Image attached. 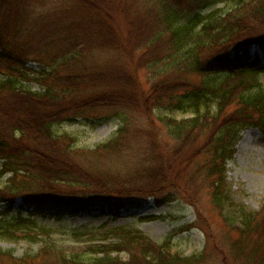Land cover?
Here are the masks:
<instances>
[{"label":"trees","instance_id":"trees-1","mask_svg":"<svg viewBox=\"0 0 264 264\" xmlns=\"http://www.w3.org/2000/svg\"><path fill=\"white\" fill-rule=\"evenodd\" d=\"M226 1L229 0H157L160 8L155 16L159 20L160 29L154 33L151 44H156L157 48H161L160 44H163L164 51H160L152 62L157 67L159 80L149 97L129 96V92H138L140 87L127 74L120 76L126 79L123 85L111 84L106 88L105 83L96 84L97 89L86 95L81 96V90L72 95L76 86L68 84L69 89H66L65 83H59V60L67 63L65 58L75 59L80 42L77 33L64 34L66 24L62 26L63 23L62 31L56 37V32H52L54 36H44L48 39L43 42L45 52L50 51L51 56L44 60L47 63L44 64L49 69L42 70L37 74L38 77L29 76L25 65L29 56L9 57L10 49L2 40L7 29L4 19L0 21V96L24 103V110L37 107V112L34 111L31 119H28L29 112L23 117H16L12 113L1 118L0 159L3 163L0 178L5 174L11 176L8 184L0 183V203L8 204L6 213L0 215V236L7 239H39L37 235H31L29 229L31 220L41 213H51L60 218L62 214H75L83 210L104 211V205L89 201L88 195L58 193L56 188L53 189L48 184L45 189L50 191L46 192L36 184L32 185L30 179L41 175L52 184L62 181L74 185L80 177L77 174L79 172L73 169L75 163L68 160L71 155L75 162V158H78L86 167L96 171L95 167L101 165H95L92 157L113 159L126 153L135 130L132 117L128 118L130 115L123 111L129 109L136 110L138 118L146 121L148 126L145 130L154 137L152 147H142L143 155L148 156L143 162L150 164L138 168L136 175L139 176V184H129L135 186L130 191L138 193L139 200L135 208H141L146 199L150 198L154 199L157 206H161L182 197L197 212L200 211L198 202L182 188L181 181L192 171L188 172L187 168L184 169L185 172L182 171V167L174 159L178 158L182 145L193 143L205 134L204 144L199 148L205 151L202 157L204 160L199 161L193 171L206 184L212 205L224 212L225 205L230 201L225 191L226 163L235 155V144L241 132L257 127L264 135V87L260 81L264 66L260 64L258 54H251L253 45L264 52V35L256 32V25L264 24V0H231L234 5L229 10L213 9L203 14L208 8ZM7 2L0 0V10L8 5ZM102 14V9L96 10L92 19L89 18L91 21L81 24L77 32L80 30L82 34L84 26L91 28L92 20H108L106 16L99 18ZM10 36V42L14 46L21 34L16 29ZM91 37L93 38L92 28ZM11 50L15 52L14 47ZM163 52L167 53L164 57L161 54ZM203 55L205 57L202 58ZM7 61L10 64L5 66ZM194 75L199 78L201 76V79L195 81L192 78ZM48 78L51 80H47ZM20 79L38 82L42 79L41 81L46 82L41 83L45 87L44 91L35 92L23 87ZM118 86L122 88H116ZM124 89L126 95L122 94ZM42 106L49 111L41 114ZM90 109H105L108 112L112 109L113 115L120 117L123 124L109 141L94 149L75 148V139L69 135H59L54 126L74 121ZM24 110L23 113L26 112ZM175 112L188 116L177 119ZM158 121L162 123V131H166L165 136L157 132ZM7 122L10 123L7 125ZM184 158H187L186 155ZM122 179V185L129 182L125 174ZM136 187L137 190H134ZM18 198L24 199L26 216L23 209L12 216L13 205ZM72 204L76 205L75 209H71ZM122 207L123 205H109L110 211H114L116 216ZM239 213L243 221L241 227L228 223L232 229L240 231L248 244L240 239L234 243L236 250L243 253L250 264H264V205L260 213L248 214L242 209ZM160 217L161 215H148L142 218L151 220ZM116 235V242L90 246L88 250L92 256L87 258L83 253H67L55 243L46 241L43 246L59 256L60 264H182L188 260L175 257L176 255L167 256L166 242L154 244L142 232L122 230V233ZM52 245H56V249ZM121 252L129 254L127 261L119 257ZM27 257H23V261ZM14 258L11 250H0V264ZM190 258L199 260L200 256Z\"/></svg>","mask_w":264,"mask_h":264},{"label":"rangeland","instance_id":"rangeland-1","mask_svg":"<svg viewBox=\"0 0 264 264\" xmlns=\"http://www.w3.org/2000/svg\"><path fill=\"white\" fill-rule=\"evenodd\" d=\"M7 1L8 5L0 10V21L4 19L7 29V33L3 32V44L8 50L10 49V58L29 56L25 64L29 76L38 77L37 74L39 75L42 70L49 69L44 64L51 57L50 51L45 52L43 42H47L48 39L44 36L47 34L54 36L52 32H56V37L62 31V26L66 24L63 29L64 34L77 33L80 45H78L79 50L75 59L65 58V61L68 60L67 63L62 59L59 60L58 80L60 79V84H66L64 86L66 89H69L68 84L76 86L72 95L80 90L81 96L86 95L93 89H97L96 84L105 83L106 88L111 84L123 85L126 79L120 78L122 74H127L126 76L140 87L138 92H129V96L146 95L149 97L153 89H156L155 85L159 80V75L156 73L157 67L152 62L155 61L160 51H164L163 44H160L161 48H157L156 44H151L154 33L160 29L159 20L155 16L160 8L157 0ZM233 5V1L229 0L208 8L203 14L213 9L227 11ZM98 9L103 11L99 18L106 16L108 20H92L91 28L94 39L91 37V28L84 26L82 34L80 30L77 32L81 24L91 21L89 18L92 19ZM256 26V32L264 35V24ZM16 29L21 36L15 40L17 45L13 46L10 42V35ZM11 47L15 48V52L11 50ZM37 51L40 53L37 54ZM161 54L164 57L167 53ZM251 54H258L260 64L264 66V52L258 46H252ZM9 64L7 61L4 65ZM192 78L199 81L201 76L199 78L194 75ZM95 79L98 81L95 82ZM41 80L38 82L20 79V83L23 87L40 92L44 91L43 84H46ZM260 81L264 87V73L260 74ZM116 88H122V86ZM122 94L126 95L125 89ZM4 97V95L0 96V106H2L0 107V127L2 126L1 118L6 114L13 113L16 117H23L29 112L28 119H31L34 117V111L37 112V107L24 110V103L21 104L15 99ZM80 99L85 100V98ZM41 109V114L49 111L44 106ZM23 110L26 112L23 113ZM123 111L130 115L127 116L128 118L132 117L135 128L131 145L126 153L116 155L119 157L113 159L92 157L95 165L97 163L101 165L95 167L96 171H92L80 159L75 158L77 164L71 155V159L68 160L75 163L76 166L73 165V169L79 172L77 174L80 177L74 185L62 181L52 184L51 181H45L39 172L37 173L40 175L39 178L30 179L32 185L36 184L46 192L50 191L45 189V185L48 184L53 189L56 188L58 193L88 195L89 201L104 205V211L83 210L75 214H62L60 218L51 213L35 215L34 220H31L32 225L29 230L31 235H37L39 239L31 240L24 237L7 239L0 236V250H11L15 257L12 260L2 261L1 264H60L59 256L50 248L45 249L43 246L46 241L55 243L67 253H83L85 258L91 257L92 253L88 250L90 246L116 242L118 240L116 234L122 233V230L142 232L157 245L166 242L167 256L176 255L175 257L188 258L182 264H250L249 259L245 258L243 253L237 252L234 245L240 239L246 245L248 241H244L240 231L232 229L229 223L241 227L243 225L239 213L241 209L248 214H255L260 213L264 205V135L261 130L251 127L241 132L235 144V155L226 163L225 191L230 201L225 205L224 212L212 205L206 184H203L200 181V175L196 176L193 171L199 165V161L204 160L202 157L205 151L199 148L204 144L205 134L199 136L193 143L188 142L182 145L178 152L180 158L178 156L174 159L176 164H180L182 171L185 168L188 172L192 171L189 173L190 176L187 174V178L181 183L183 190L198 202L200 211L197 212L195 207L182 197L161 206H157L153 198L146 199L144 205L136 209L135 206L139 200L138 193L130 191L135 186L129 184H139L137 181L139 176L136 175L138 168L150 164L143 162L148 156L143 155L142 147H152L151 142L154 137L145 130L148 125L146 121L138 118L136 110ZM84 113L74 121L54 126L59 135H69L75 139V148L94 149L99 144L109 141L123 124L120 117L113 115L114 110L112 109L109 112L105 109L92 111L90 109ZM110 113L112 114L109 115ZM174 115L177 119L188 116L181 112H175ZM9 123L7 122V125ZM161 125V121L156 123L157 132L165 136L166 131H162ZM139 149L141 150L138 151ZM185 155L187 158H184ZM2 163L0 159V170ZM123 174L129 180L127 185H122L120 182L123 180ZM10 176V174H5L1 177V185L8 184ZM134 190H137V187ZM23 202V198L16 200L12 216L22 209L24 215L26 214ZM110 204L114 207L123 205L119 215L116 216L114 211H110ZM75 206L70 205L71 209H75ZM7 208V203H0L1 216L6 213ZM148 215H161V217L151 220L142 218ZM9 219L10 217L6 220ZM248 239L252 240L251 237ZM56 245H52V248L56 249ZM137 248L141 249V247ZM26 256H28L27 260L23 261V257ZM194 256H200V259L191 260L190 257ZM119 257L127 261L129 254L121 252ZM130 261H132L131 257Z\"/></svg>","mask_w":264,"mask_h":264}]
</instances>
